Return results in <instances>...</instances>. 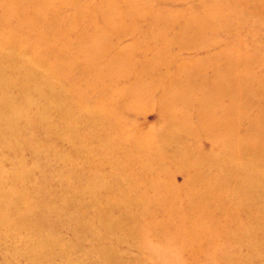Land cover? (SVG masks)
Returning a JSON list of instances; mask_svg holds the SVG:
<instances>
[{"label":"rangeland","instance_id":"1","mask_svg":"<svg viewBox=\"0 0 264 264\" xmlns=\"http://www.w3.org/2000/svg\"><path fill=\"white\" fill-rule=\"evenodd\" d=\"M120 1L0 0V264H264V0Z\"/></svg>","mask_w":264,"mask_h":264},{"label":"bare ground","instance_id":"2","mask_svg":"<svg viewBox=\"0 0 264 264\" xmlns=\"http://www.w3.org/2000/svg\"><path fill=\"white\" fill-rule=\"evenodd\" d=\"M28 1H29L30 5H33L34 6V4H36L34 11L32 9H30V11L33 14H35V15H37L39 17H42V16H44L41 13V12L44 11L43 6H42V3L45 4L47 1L53 3L54 1H58V0H28ZM109 1H111L112 3H115L116 2L117 3L116 6L117 7L119 6V8H121V7H123L125 5L120 0H107L108 3H110ZM112 3H110V5ZM88 5H87V7H88ZM199 5H200L199 7L201 8V10H200V16H196V19H195L196 22L193 21V22L190 23L189 26H191V30L192 31H190V33L187 36H185L187 38V40L190 38V36L191 37H196V38H203V37L212 35V33L215 30V24L216 23L217 24L220 23V20L221 19L219 17V13L218 12H214L215 9L212 8L213 11L211 12V11H208L207 9H205V8L203 9V6L201 4H199ZM112 6L115 7L113 4H112ZM87 7H86V5H84L83 8L80 7V8H78V10L80 11V13H84V11H85V9H87ZM8 10H9V8H7L4 11H0V27L5 26L6 25L5 23H7V22H11L12 23L14 21L13 18L8 19V16H7ZM80 15H82V14H80ZM122 15H123V17L120 18V22H122V23H124L129 16L131 17V13H127L126 14L124 12ZM13 16L15 18H18V15H16L15 13H14ZM138 16H140V14ZM154 19H156V16H154ZM109 24H110V22H109ZM109 24L107 26V28H109L108 30L104 27V32H103L104 35H108V34L114 33L113 31H115L112 26L111 27L109 26ZM184 33L185 32H179L176 35L179 36L180 38H183L184 37ZM12 37H13V35H9L7 37L4 35V38L6 40H11ZM100 39H101V37H100ZM6 40H5V43H8ZM188 44H190V42H186V45H188ZM107 49H108V47H105L104 48L105 52H106ZM97 53L98 54H103L98 49H97ZM117 55L118 54L114 55L113 59H115V57H117ZM122 55H124V54H122ZM116 62H117V60H114L113 63H116ZM227 64H229V62H227ZM108 73H112L113 74V77H115V75L117 74L116 70L113 68V64L111 65L110 69L107 71L106 74H108ZM136 82H137V85H136L135 91L136 92L142 91L143 88H144L145 81L142 79V77H140V76L137 75V81ZM210 94H213V95L218 96V92L216 90H212L210 92ZM219 98H221L220 95H219ZM208 104H209L210 107H213V108H214V106H216L214 100H209L208 99ZM184 118H186V117H184ZM30 210H34V209H30ZM7 211H8V209H5V206L3 204H0V213H3V215H4L3 217H6L8 215V212ZM156 229H158V227ZM147 245L149 247V252L151 254L152 253H156L154 247L150 246V244H147ZM174 260H177V259H174Z\"/></svg>","mask_w":264,"mask_h":264}]
</instances>
